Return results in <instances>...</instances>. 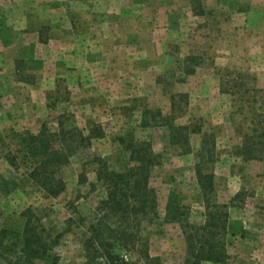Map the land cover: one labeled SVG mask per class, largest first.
<instances>
[{
  "label": "rangeland",
  "instance_id": "obj_1",
  "mask_svg": "<svg viewBox=\"0 0 264 264\" xmlns=\"http://www.w3.org/2000/svg\"><path fill=\"white\" fill-rule=\"evenodd\" d=\"M192 1L0 0V19L16 26L14 35L0 24V229L21 230L22 212L32 211L58 235L55 264H83L82 243L104 194L89 184L95 181L91 158L123 167L118 137L130 135L150 141L160 157L149 176L158 216L139 225L142 240L134 250L105 242L117 264H147L138 251L145 240L159 259L151 264H183L180 225L165 214L171 205L191 224L203 223L196 168L213 174L211 199L230 211L227 261L200 264H264V0H200L202 15ZM188 56L198 65L185 75ZM178 92L187 94L188 105L172 113L170 95ZM149 109L200 128L189 136L190 153L171 146L166 126L142 125ZM60 122L84 132L98 125L104 136L70 158L61 171L65 190L52 197L29 178L20 140ZM260 133L253 140L261 150L247 158V136ZM213 140L208 161L204 147ZM81 172L86 182L78 180Z\"/></svg>",
  "mask_w": 264,
  "mask_h": 264
},
{
  "label": "trees",
  "instance_id": "obj_2",
  "mask_svg": "<svg viewBox=\"0 0 264 264\" xmlns=\"http://www.w3.org/2000/svg\"><path fill=\"white\" fill-rule=\"evenodd\" d=\"M192 4L194 12L202 15L204 9L200 0H194ZM184 61L191 65H184L183 73L192 74L197 59L188 56ZM170 104V112H183L188 105L187 94L172 93ZM146 113L149 117L141 120L143 126H166V137L171 146H179V152L182 154L192 151L189 136L200 132V128L193 127L192 123L174 124L170 115H162L155 109H149ZM260 135L263 133L247 136L248 139L252 138L244 143L243 152L247 158H256L253 152L261 150L256 149L261 141L253 140L255 137H262ZM103 136L104 133L98 125H91L88 131L84 132L76 126L65 128L61 122L56 130H50L43 124L36 133H27L20 142L24 164L28 161L31 166L28 171L29 178L47 196H58L65 190V182L61 176L62 168L69 164L70 158L79 150L89 148L94 139ZM129 136L118 137L126 153L123 167L101 155H93L91 158L95 181L89 184L92 187L100 185L104 194L95 207L96 211H100L99 217L95 222L88 224L82 243L86 257L83 264H117L120 260L118 255L114 254L105 242L109 239L116 240L124 249L134 250L138 241L142 240L139 236V225L158 216L157 197L149 186V176L151 169L159 163L160 157L152 150L150 141L134 140ZM205 142V138L202 139V144ZM214 145L213 140L209 147H204L208 161L213 160ZM7 160L10 164H15L13 158L8 157ZM118 162L120 163L119 160ZM196 177L204 198L203 223L191 224L182 217L183 211L179 207L171 205L167 206L166 220L180 225L186 244L183 264H200L202 261L225 263L228 258V204L212 200L211 194L215 187L211 172L204 173L200 168H196ZM78 178L80 182L87 180L84 172H81ZM22 215L25 221L21 230L0 229V264H55L57 256L53 250L58 242V235H53L32 211H24ZM138 251L148 261H145L147 264L155 260L159 262L157 257L148 253L146 240Z\"/></svg>",
  "mask_w": 264,
  "mask_h": 264
},
{
  "label": "crops",
  "instance_id": "obj_3",
  "mask_svg": "<svg viewBox=\"0 0 264 264\" xmlns=\"http://www.w3.org/2000/svg\"><path fill=\"white\" fill-rule=\"evenodd\" d=\"M0 24H3V25H5L4 26V28H3V31L6 29V32H8L9 34H12V30H14L13 32H14V35L16 34L15 32H16V26L14 25V26H8L9 24H11V22L10 21H8V22H6L5 20H3V19H0ZM13 28V29H12ZM20 30V29H19ZM9 38H11V36H9L8 37V39ZM245 208H243V210H244ZM228 214H229V217H230V211L228 212ZM241 225H242V223H240ZM243 224H244V222H243ZM244 228H245V226L243 227V230H244ZM240 230H241V228H240ZM263 234H262V237H261V239H259L260 241L262 240V238H263ZM260 237V236H259ZM238 238H241V235H239V237ZM247 238V237H246ZM254 239H255V237H250L249 236V238H248V240L250 241V242H254ZM263 263H264V258H263Z\"/></svg>",
  "mask_w": 264,
  "mask_h": 264
}]
</instances>
